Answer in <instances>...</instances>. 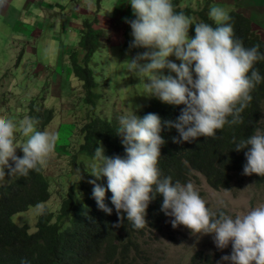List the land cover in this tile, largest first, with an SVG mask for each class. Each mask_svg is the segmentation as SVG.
Wrapping results in <instances>:
<instances>
[{
  "label": "clouds",
  "instance_id": "clouds-1",
  "mask_svg": "<svg viewBox=\"0 0 264 264\" xmlns=\"http://www.w3.org/2000/svg\"><path fill=\"white\" fill-rule=\"evenodd\" d=\"M129 3L135 15V19L126 21L134 38L131 47L151 49L131 58L129 71L146 74L147 95L184 107L175 120L162 121L155 113L139 117L135 111L120 117L117 134L122 137L126 156H106L102 145L96 147L90 173L95 179L88 181L93 185L96 206L118 216L117 227L127 219L135 228H143L147 224L145 218L156 215L151 206L159 193L163 196L162 215L166 219L174 217L173 228L183 225L192 233H214L219 249L231 242V254L221 257L231 264H264V205L235 218L232 213L213 212L216 210L199 193L202 191L191 175L190 180L173 183L159 168L161 146L166 143L161 136L163 129L175 128L179 137L172 140L182 143L200 136L215 137L225 124L241 122L240 113L251 102L252 90L264 81L254 68L264 55L258 45L245 48L242 41L233 38L234 30L228 23L231 17L222 7L213 6L209 12L216 27L196 23L195 36L190 38L193 21L183 12H176L171 0ZM171 55L180 63L169 60ZM165 68L175 76L161 74ZM35 110L34 120L27 117L14 121L0 116V183L6 176H27L30 170L41 168L43 171L55 152L57 136L36 129L38 121L45 130L54 118L46 120L44 112L42 119ZM17 134L26 141L18 143ZM246 147L243 174L264 176V132L257 130L236 144L235 149ZM17 148L22 149V157L16 155ZM101 177L107 178V193L97 183ZM37 211L43 213L44 206L38 205ZM13 221L18 222L16 218Z\"/></svg>",
  "mask_w": 264,
  "mask_h": 264
},
{
  "label": "trees",
  "instance_id": "trees-1",
  "mask_svg": "<svg viewBox=\"0 0 264 264\" xmlns=\"http://www.w3.org/2000/svg\"><path fill=\"white\" fill-rule=\"evenodd\" d=\"M171 2L176 12H183L192 19L190 38L195 36L196 23L217 26L209 17V1L197 9L188 5L181 8L179 0ZM117 3L125 5L126 0H117ZM228 13L231 17L228 23L234 30L233 38L242 41L245 48L258 45L260 53L264 55V40L260 39L251 20L238 10H230ZM133 19L135 15L132 12L127 21ZM94 21L82 18L77 45L70 46L66 51L62 50L63 55L68 52L70 69L81 81L82 90L78 94L71 88V92L67 94V89L62 88L60 94L64 97V104L60 106L67 116L72 110L78 109L84 110L88 117L79 131L71 137L68 156L69 164L79 168L82 173L66 187L64 194L59 188L62 199L56 211L45 205L52 190L51 181L43 174L42 168L39 171L30 170L27 176H17L0 186V264H131L137 258L146 259V247L142 240L144 235L147 233L152 236L165 225V215L161 211L163 196L159 193H156L158 199L151 206L156 215L145 218L147 224L143 228H135L127 219L117 227L118 216L105 213L95 204L93 185L88 181L95 179L90 173L95 163L96 147L102 145L106 156L125 157L126 153L121 143L122 137L117 134L120 118L107 112H97V101L101 99L97 92L98 84L101 86L99 72L102 73V68L96 71L89 62L102 45L100 37L103 36V31L94 26ZM126 26L131 28L129 23ZM131 42L123 37L120 44L131 46ZM254 68L264 77V59L256 62ZM109 79L110 77L104 79L102 85ZM110 86L112 89L113 85ZM251 96V102L240 113L241 122L225 124L223 129L217 130L215 137L200 136L191 142L174 143L172 137H179L177 130L163 129L161 136L166 143L161 146L162 156L159 161L162 175L170 176L173 183L193 178L194 183L198 184L195 176L197 173L209 188L228 189L227 171H243L247 162L244 153L250 147L249 145L237 151L236 144L255 134L257 130L264 132V119L261 120L260 117H264V81L252 90ZM66 103L73 106H66ZM146 103L140 109L134 108L132 112L135 111L139 117L155 113L162 121L175 120L184 107L167 104L156 96H151ZM44 111L46 120L55 118L52 107ZM119 113L123 116L128 111ZM69 177L71 180L72 170L60 174L61 182L57 180L58 177L53 182L63 186ZM247 178L257 189L264 187V176L253 173L247 175ZM97 183L105 187L106 193L109 192L106 177H101ZM199 193L202 194L200 191ZM250 202L254 204L253 197ZM38 205H43L44 211L35 215L30 226L24 219V213ZM213 212L228 214L222 207ZM14 218L18 220L17 223L13 221ZM169 237H172V232ZM213 261L198 249L186 264H213Z\"/></svg>",
  "mask_w": 264,
  "mask_h": 264
},
{
  "label": "rangeland",
  "instance_id": "rangeland-1",
  "mask_svg": "<svg viewBox=\"0 0 264 264\" xmlns=\"http://www.w3.org/2000/svg\"><path fill=\"white\" fill-rule=\"evenodd\" d=\"M0 4V116H6L14 121L27 117L35 119V109L42 118L44 110L53 108L55 118L48 123L45 130L39 121L38 131H48L57 136L54 154L43 167V174L51 181L52 195L45 205L53 211L58 209L62 194L66 187L76 180L81 170L69 164L71 137L79 131L80 126L87 120L84 110H72L67 116L60 106L64 97L60 90L75 93L82 90L81 81L75 77L68 63V52L63 55L62 50H68L77 45L82 18L94 22V26L101 28L102 45L97 53L91 56L89 65L98 71L102 68L101 86L97 92L101 99L97 101V112H107L121 117L119 112L131 113L134 108L140 109L146 105L148 99L145 83L146 74L129 71V60L138 53L151 51L142 47H131L120 44L124 38L133 41L131 28L127 27V19L132 13L131 4L120 5L117 0H89L88 3L78 4L79 0H2ZM179 0L181 8L188 5L197 9L209 1V9L219 6L227 11L238 10L248 17L256 29L260 39L264 40V0ZM7 2H10L7 3ZM5 3L10 5L4 9ZM54 3V5H52ZM54 6V7H53ZM124 9L125 12L118 14ZM85 11V12H84ZM125 31V34H122ZM169 60L179 64L180 61L171 55ZM142 63L147 61H141ZM163 75H173L167 68L160 70ZM102 85V81L107 79ZM109 81V82H108ZM110 85L113 88L110 89ZM31 104V105H29ZM33 106V110H32ZM66 106H73L66 103ZM264 109V104H263ZM263 113V112H262ZM261 120L264 119L260 115ZM43 119V118H42ZM27 138L17 134V142L23 143ZM16 155L23 156L21 148L16 149ZM72 178L63 186L54 183V179L61 182L60 174L71 172ZM7 172V169L5 170ZM228 189L213 190L195 174L199 189L206 198L212 210L222 207L228 214L234 216L246 213L252 208L264 205V187L257 189L247 175L234 170L227 171ZM17 176L7 177L0 186L13 180ZM85 180V178L83 179ZM253 197L254 204L250 202ZM263 198V199H262ZM252 205V206H251ZM37 207L30 208L24 213L25 221L32 226ZM226 214V215H228ZM174 217L166 215L165 225L152 236L144 235L143 246L146 247V259L137 258L131 264H186L189 257L200 249L203 254L214 259L213 264H231L221 257L231 254V242L226 248H217L214 233H192L183 225L172 227ZM166 225L168 226L166 228ZM172 232V237L169 233ZM132 255V254H131ZM217 256V257H216ZM216 257V258H215Z\"/></svg>",
  "mask_w": 264,
  "mask_h": 264
},
{
  "label": "crops",
  "instance_id": "crops-1",
  "mask_svg": "<svg viewBox=\"0 0 264 264\" xmlns=\"http://www.w3.org/2000/svg\"><path fill=\"white\" fill-rule=\"evenodd\" d=\"M10 1V0H9ZM64 1H67V0H64ZM2 0H0V4H2ZM89 2V0H79L78 1V4H83V3H88ZM130 0H128V2H127V5L126 6H130ZM184 2L185 3H187L185 0H184ZM7 3H9L10 4V2H7ZM7 3H5V6H4V9L6 8V6H7V9L9 10L10 8H11V6L10 5H7ZM52 5H54V3H52ZM54 7V6H53ZM126 11V10H125ZM124 11V9H121L119 12H118V14H121V13H123V12H125ZM85 12V11H84Z\"/></svg>",
  "mask_w": 264,
  "mask_h": 264
}]
</instances>
